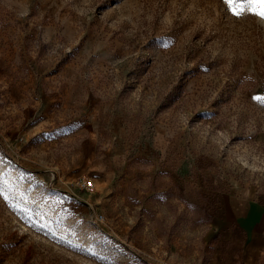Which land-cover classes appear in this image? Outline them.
<instances>
[{
	"label": "rangeland",
	"instance_id": "rangeland-1",
	"mask_svg": "<svg viewBox=\"0 0 264 264\" xmlns=\"http://www.w3.org/2000/svg\"><path fill=\"white\" fill-rule=\"evenodd\" d=\"M235 4L0 0V264H210L222 199H264V19Z\"/></svg>",
	"mask_w": 264,
	"mask_h": 264
},
{
	"label": "crops",
	"instance_id": "crops-1",
	"mask_svg": "<svg viewBox=\"0 0 264 264\" xmlns=\"http://www.w3.org/2000/svg\"><path fill=\"white\" fill-rule=\"evenodd\" d=\"M211 224L217 250L210 264H264V199L247 192L226 196Z\"/></svg>",
	"mask_w": 264,
	"mask_h": 264
},
{
	"label": "snow or ice",
	"instance_id": "snow-or-ice-1",
	"mask_svg": "<svg viewBox=\"0 0 264 264\" xmlns=\"http://www.w3.org/2000/svg\"><path fill=\"white\" fill-rule=\"evenodd\" d=\"M252 5V9L255 15H258L260 18L264 19V0H249ZM225 3L232 6V13L235 16H240L244 5H236L235 0H225ZM258 9V11H257Z\"/></svg>",
	"mask_w": 264,
	"mask_h": 264
},
{
	"label": "built area",
	"instance_id": "built-area-1",
	"mask_svg": "<svg viewBox=\"0 0 264 264\" xmlns=\"http://www.w3.org/2000/svg\"><path fill=\"white\" fill-rule=\"evenodd\" d=\"M79 184V189H85V190H92L94 188V184L90 180H83Z\"/></svg>",
	"mask_w": 264,
	"mask_h": 264
}]
</instances>
